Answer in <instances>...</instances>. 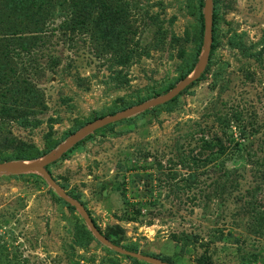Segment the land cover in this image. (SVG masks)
Listing matches in <instances>:
<instances>
[{"label":"rangeland","instance_id":"1","mask_svg":"<svg viewBox=\"0 0 264 264\" xmlns=\"http://www.w3.org/2000/svg\"><path fill=\"white\" fill-rule=\"evenodd\" d=\"M118 1L113 25L86 0L54 2L40 17L0 5V165L51 160L44 171H0L10 264H152L101 244L45 174L118 249L164 264H264V226L251 235L254 219L240 213L250 202L264 217L251 165L264 157V0H212L205 59V0ZM199 45L201 76L175 100L132 112L184 80ZM214 137L236 174L224 201L212 165L180 164L209 158L203 140Z\"/></svg>","mask_w":264,"mask_h":264},{"label":"trees","instance_id":"2","mask_svg":"<svg viewBox=\"0 0 264 264\" xmlns=\"http://www.w3.org/2000/svg\"><path fill=\"white\" fill-rule=\"evenodd\" d=\"M67 2L68 0H0V5L9 7V10L14 13L23 12V14H26L27 16L29 14L33 16H41L42 13L45 11L46 8H50L54 2ZM70 6L75 7L76 3L72 2L70 0ZM87 3L83 5L84 9H90L92 8H100L101 13L99 14V22L101 24H106L109 22V24L113 25L118 18H120V14L124 12V7L122 5V2L118 0H86ZM115 1V3H114ZM114 3L113 5H111ZM75 4V5H74ZM213 19H215L214 9H213ZM200 20V35L202 38V35L204 33V21H203V15H199ZM111 37V33L108 29H106V33L104 34L105 39H109ZM110 41V39L108 40ZM201 44V42H200ZM112 48H115L111 45ZM211 48V47H210ZM264 51V49H262ZM201 53V47L200 45L196 49V53L194 55V58L192 60L191 65L188 67L187 71L184 73L182 79H185L187 76L192 74L195 70V66L197 64V58ZM201 76V73L200 75ZM176 97L173 99L175 100ZM1 144L3 145V148L7 150L10 145L12 144V140H9L7 138H4L1 140ZM203 147L205 151H209V158H205L203 160H199L195 157L191 158H185L183 156V159H181L182 166L190 165L194 169L198 166L208 167L212 165L216 170L217 173L223 177V181L220 183L217 181L216 188H215V194L218 196V200L224 201L225 195H228L229 192L232 189H235L236 187V180H235V171H230L227 169V166L225 162L222 159V156H224L226 152V147L223 143H221V140L219 138L214 137L211 140H203ZM40 156H25L21 157V159L26 160H33L36 158H39ZM253 166V175L256 180H259L262 184H264V157L261 159H257L252 164ZM240 213L244 216H247L249 218L254 219V224L250 225L248 228V232L251 235H259L260 232L263 229L264 226V217L263 215L254 207V205L250 202H246V204L241 208ZM16 259V256L13 255L9 249L0 244V264H10L13 262V260Z\"/></svg>","mask_w":264,"mask_h":264},{"label":"water","instance_id":"3","mask_svg":"<svg viewBox=\"0 0 264 264\" xmlns=\"http://www.w3.org/2000/svg\"><path fill=\"white\" fill-rule=\"evenodd\" d=\"M211 6H212V0H205L204 1V10H203L204 34L207 37V44H206V48H205V51L203 54L204 59L207 57V55L210 51L211 42H212L211 27L208 25V19H207L208 11L211 8ZM192 74L190 77H187L186 79L182 80L179 84H177L171 91H169L161 99L140 105L137 108H135L132 112L145 111V110H148L152 107L163 105V104H166V103L172 101L175 97L179 96L185 89H187L200 75L199 72L196 73L195 75L194 74L192 75ZM116 120H118L117 116L104 118V119L90 125L88 127L87 131L102 128L106 125H109V124L115 122ZM79 135H81V133H78L72 139L78 137ZM50 162H51V160H43L37 164H19L16 166V170H14V171L11 169H8V168L14 166L13 164H10L9 166L0 165V171H2L4 173H12V172L26 173V172L36 171V170L44 171L45 166L48 165ZM45 179L48 183H50L52 185L54 191L57 193V195L61 199H64L66 202L70 203L72 206L76 207L80 211L82 217L84 218V220L87 224V227L89 228L91 233L98 239V241L101 244H103L104 246H106V247L110 248L111 250L117 252L118 254L124 255V256L129 257V258H133V259H136L139 261L148 262V263H152V264H164V263H160L159 261L153 260L149 257L116 248L109 241H107L105 238H103L101 235H99V233L96 231L92 221L88 217L87 212L85 211V209L81 205H79V203H77L74 200L69 199L66 195H64L57 188L55 182L52 180V178L48 174H45Z\"/></svg>","mask_w":264,"mask_h":264}]
</instances>
